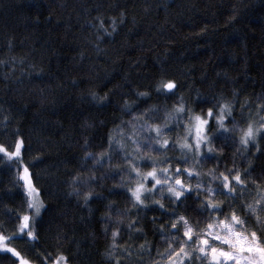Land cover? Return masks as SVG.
Segmentation results:
<instances>
[{
    "label": "trees",
    "instance_id": "16d2710c",
    "mask_svg": "<svg viewBox=\"0 0 264 264\" xmlns=\"http://www.w3.org/2000/svg\"><path fill=\"white\" fill-rule=\"evenodd\" d=\"M169 80L176 89L159 87ZM181 97L201 115L217 102L231 105L229 139L209 125L221 151L183 164L179 144L173 146L181 123L171 119ZM258 98H264V0H0V146L7 150L0 151V235L7 238L0 246L20 253L0 251V264H20L21 258L53 264L58 256L67 264H163L185 241L171 229L176 215L200 231L234 210L257 230L245 206L264 208V132L258 148L239 140L251 122L264 120V99ZM165 121L166 138L176 141L151 153L158 168L171 164V174L180 163L214 189L219 180L210 171L239 170L242 178L251 173L235 200L219 192L214 197L222 214L203 212L204 192L199 198L186 193L183 204L159 197L163 209L151 201L144 210L132 207L128 189L135 173L123 155H143L144 138L154 135L148 125ZM110 137L124 145L112 144L111 166L86 158V152L107 151ZM18 143L20 155L9 156ZM134 163L151 170L147 157ZM25 167L41 200L29 195ZM24 215L34 238L19 231ZM198 257L184 264H212Z\"/></svg>",
    "mask_w": 264,
    "mask_h": 264
},
{
    "label": "snow or ice",
    "instance_id": "6c2138e0",
    "mask_svg": "<svg viewBox=\"0 0 264 264\" xmlns=\"http://www.w3.org/2000/svg\"><path fill=\"white\" fill-rule=\"evenodd\" d=\"M99 25L101 29H104L105 33L111 35V33L107 32V29L104 28L103 20L99 21ZM113 30H115V21L112 22ZM159 87H163L164 89L173 90L177 88V85L174 81H166L163 82ZM175 94V93H173ZM140 96L147 95V93H138ZM95 98V94H93ZM103 99V98H101ZM264 98H258L261 100ZM127 106V103L126 105ZM213 107L217 110L214 113ZM213 107H208L207 111L204 115L195 114L192 112L191 108H186L185 102L181 97L180 102L174 106L173 111L176 113L175 116H171V119L175 120L177 124H179L182 120L185 119V113H187V120L190 121V126L186 124L187 136L184 138V142L180 143L179 141L174 143V147L176 144H179L181 149H186L187 152L193 153L194 158L200 157L203 152H207L208 154L213 153L214 151H221L222 149H215L212 136L209 135L211 132V128L209 127L210 122H212L217 130L219 136L223 137L225 140L230 137L226 135L229 129L225 124L226 119L231 116L232 107L228 102H217ZM171 115V114H169ZM233 124H235V119L233 118ZM168 128V123L165 121L163 126L160 124H150L147 127V131L149 133H154V135L146 136L144 139L147 142L146 147L147 151L143 155H137L133 158H129L127 153H124L123 159L129 166L130 172H134L136 176L135 186L129 187L128 191L130 192L129 199L132 202L133 208H138L141 210L147 209L151 201L159 205L161 209L164 208V204L160 203V200L156 199V195L158 194L161 199L164 196L165 191L170 194V199H172L173 203H181L183 204L189 197L186 196V193H189L191 196H195L199 198L201 196L200 189L203 185L200 182H197L195 189L192 188V185L185 184L182 180V176L187 174L189 180L192 179L193 169L189 167H185L183 172L181 171L180 165L177 164L174 172L170 174L171 164L168 167L158 168L157 162L155 158L151 155L154 151L159 152L161 150L167 149L169 145V140L166 138L165 129ZM143 130V126H141ZM264 129V123H262L259 128L256 130L253 129V126L249 124L246 130H242V135L240 137L239 143L245 147H247L251 141L254 146L258 148L257 142V134ZM189 137L191 138V142H189ZM22 143V141L20 142ZM20 143L16 145V151L7 153L9 156H18L20 151ZM118 147L120 149L124 148L123 143L120 140L116 141ZM133 144L136 145L137 150L141 147L140 143L133 140ZM159 145V148L156 147ZM112 149V138H109V149L105 152H101L99 154H93L92 152H86V158L92 157V159L98 163L107 162L110 166L112 165V156L110 151ZM0 151L7 152V150L0 146ZM185 153V157H186ZM105 157H107L105 161ZM147 157L148 160L151 161V170L147 172H142L141 168L134 163L135 159L143 160ZM198 163L199 160H196ZM24 180L29 186V195L34 189L31 188V181L28 177V168H24ZM195 175L198 177L200 175L199 172H196ZM209 175H211L212 180H219V186L217 189H213L212 187H208L204 189L203 198L200 199V207L204 213H207L212 216H217L223 213V209L221 208V201L214 199L219 192L220 195L225 196L231 200H235L236 196L234 195L237 190L243 191L242 186L247 183L248 178H250L251 173H247V175L242 178V175L239 170H227V174L225 172H219L218 174L215 171H210ZM151 180V186L148 187L147 183ZM121 181H123V176L120 177ZM157 186H160L159 189ZM166 186V187H165ZM75 190V189H74ZM79 194V193H78ZM93 193L91 190L84 193L85 202L92 197ZM184 197V200L181 198ZM264 200V197H261ZM260 201H257L259 204ZM30 208H34L36 213L38 214L40 209L35 203H31L29 205ZM254 216L257 224V230L251 231L248 235L243 234L240 230H237V225H243L245 223L234 210L231 211L230 216H225L224 219L214 221L212 223L207 224V229L212 230L214 228V224L221 227L223 231H225V235L221 236L219 234L213 233V231H208V236H214L215 240L222 241L223 244L229 246V250H224V248H217L209 244V240L202 237L199 233L195 236L194 243L199 245L198 252L203 254V257L198 258H207L208 251L205 246H208L211 252V261H214L215 264H225L226 261H234L235 264H240L242 259L248 261V264H264V217H262L259 212H264V208L257 209L253 205L245 206ZM229 209H232V205H229ZM119 216L120 213L118 212ZM30 217L28 215H24L22 217V223L19 225V231L25 234L27 237L34 238L33 230L29 224ZM107 223V221L105 222ZM177 223H181L183 229V236L187 237L188 240L184 241L180 244L178 250L171 249L166 259L172 261V264H184L185 259L191 261V253L185 251V244L188 241H193V226L189 223V220L184 215H176L175 222L171 223V229H177ZM129 228H132V224L129 225ZM27 231L25 232V230ZM107 231V229H106ZM118 233L116 231L112 232L113 238ZM7 239L3 235H0V242ZM10 252L15 253V255L19 256L20 253L16 252L13 248L7 249ZM150 251V250H149ZM244 252L252 253L254 255L243 257L242 254ZM111 255V253H108ZM125 254L130 255L127 250H125ZM175 258V259H174ZM67 264V258L64 256H58L53 259V264ZM23 264H28L27 261H24ZM116 264H119L116 261Z\"/></svg>",
    "mask_w": 264,
    "mask_h": 264
},
{
    "label": "rangeland",
    "instance_id": "374dc122",
    "mask_svg": "<svg viewBox=\"0 0 264 264\" xmlns=\"http://www.w3.org/2000/svg\"><path fill=\"white\" fill-rule=\"evenodd\" d=\"M184 115H186V113H185ZM175 123H176V122H175ZM180 123H181V124L178 125L179 127H176L177 130H178V133L181 135L180 137L177 138V140H179L180 143H183V142H184V138L187 136L186 124L190 126V123H191V122L188 121L187 118H185V119L182 120ZM262 123H264V120H263V119L261 120L260 123H258V122H251L250 124L253 126V129L256 130L257 128H259V126H260ZM181 127H182V128H181ZM167 129H169V127H168ZM167 129H165L164 131H165L166 134L168 135V134H170V133H169V131H167ZM262 132H264V129H262V130L257 134V136H258L260 133H262ZM176 137H177V136H176ZM176 137H172L171 139H175ZM180 138H181V139H180ZM256 138H257V137H256ZM168 139H169V138H168ZM116 141H117V140H114V141L112 140V144H113V145H114V144H117ZM175 141H176V140H175ZM175 141H171V142L169 141V145H168V146H170V145L172 144V142H175ZM189 142H191V138H190V137H189ZM113 145H112V147H113ZM158 146H159V145H158ZM180 149H181V148H180ZM20 153H21V151H19V155H20ZM185 153L187 154L186 157H185ZM180 154H181L182 156L184 155V156L181 158L182 161H183V164L188 163L190 158H194L193 153L187 152L186 149H181L180 152H179V155H180ZM205 155H207V152H206V151L203 152V154H202L200 157H198V158H201V157H203V156H205ZM178 164H180V163H178ZM173 165H174V169H175V167H176V165H177V162L174 163ZM192 169H193V168H192ZM181 171L183 172V170H181ZM23 173H24V171L22 172V177L24 178V174H23ZM195 173H196V172L193 171V177H194V176L197 177V176L195 175ZM123 176H124V175H123ZM28 177H29V180L31 181V188L34 189V191H32V194H31V195H32V198H33L34 200H41V199H40V192H39L37 189H35V188L33 187V185H32V180H31V176H30V172H29V171H28ZM195 177H194V179L189 180V178L186 177L185 174H184L181 178H182V180H183V182H184L185 184H189V183H190V184L192 185V188L195 189V186H196L197 182H200V183L203 185V183H202L200 180L196 179ZM123 179H124V178H123ZM130 179H131L132 182H135V181H136V176H135V175H132V176H130ZM124 181H125V179H124ZM134 186H135V183H134L133 187H134ZM147 186H148V187L151 186V180H150V178H149V181H148V183H147ZM27 187H28V185H27ZM206 188H208V187H205V186L203 185V187L200 189V192H204V189H206ZM213 189H214V188H213ZM28 190H29V188H28ZM29 191H30V190H29ZM217 194H218V192H217ZM164 195H165V196H169L170 194H168L167 191H165ZM159 197H160V196L157 194V195H156V199L159 198ZM241 219H242V218H241ZM242 220H244L245 223H244L242 226H241V225H237V226H236V227H237V230H240L243 234L248 235V234H249L251 231H253L254 229L248 224V222H247L245 219H242ZM189 223L191 224L190 221H189ZM177 229L183 233V229H182L181 223H177ZM193 229H194V231H193V241H188V243L185 244V251L190 252V253H191V257H194L196 254H201V253L198 252V247H199V245H197L196 243H194L195 236L197 235V233H199L202 237L208 239L210 245L215 246V247H217V248H221V247H222V248H224V250H226V251L229 250V246H228V245L223 244L222 241L215 240V239H214V236H208V235H207L208 231H213L214 235H215V234H219V235H221V236L225 235V234H226L225 231H223V230L221 229L220 226L214 224V228H213L212 230H209V229H201V230L199 231V230H196L194 227H193ZM184 238H185V241L188 240L187 237H184ZM205 247H206V250L208 251V257H207L206 259L209 260L210 263L215 264V262H214V261H211V259H210V257H211L210 249H208V246H205ZM8 248H11V247H9V246H6V247H5V246H0V251L7 250ZM15 250H16V249H15ZM16 252H17V251H16ZM201 255H203V254H201ZM251 255H254V254H252V253H248V252H244V253L242 254L243 257H248V256H251ZM174 259H175V258H174ZM185 260H187V259H185ZM24 261H27V260L21 258L20 264H23ZM27 262H28V261H27ZM28 264H32V263L28 262ZM163 264H172V261L169 260V261H167V262H165V263H163ZM225 264H235V262H234V261H226ZM240 264H248V261L245 260V259H242L241 262H240Z\"/></svg>",
    "mask_w": 264,
    "mask_h": 264
}]
</instances>
